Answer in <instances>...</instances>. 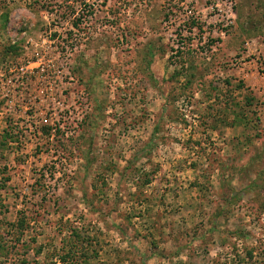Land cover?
Listing matches in <instances>:
<instances>
[{
    "label": "rangeland",
    "instance_id": "rangeland-1",
    "mask_svg": "<svg viewBox=\"0 0 264 264\" xmlns=\"http://www.w3.org/2000/svg\"><path fill=\"white\" fill-rule=\"evenodd\" d=\"M0 264H264V0H0Z\"/></svg>",
    "mask_w": 264,
    "mask_h": 264
},
{
    "label": "built area",
    "instance_id": "built-area-1",
    "mask_svg": "<svg viewBox=\"0 0 264 264\" xmlns=\"http://www.w3.org/2000/svg\"><path fill=\"white\" fill-rule=\"evenodd\" d=\"M23 70H24V68H21V71H22V72H24Z\"/></svg>",
    "mask_w": 264,
    "mask_h": 264
},
{
    "label": "trees",
    "instance_id": "trees-1",
    "mask_svg": "<svg viewBox=\"0 0 264 264\" xmlns=\"http://www.w3.org/2000/svg\"><path fill=\"white\" fill-rule=\"evenodd\" d=\"M18 229V228H17Z\"/></svg>",
    "mask_w": 264,
    "mask_h": 264
}]
</instances>
